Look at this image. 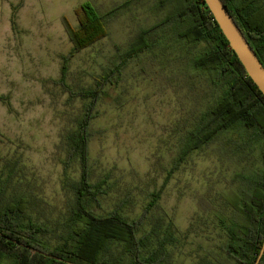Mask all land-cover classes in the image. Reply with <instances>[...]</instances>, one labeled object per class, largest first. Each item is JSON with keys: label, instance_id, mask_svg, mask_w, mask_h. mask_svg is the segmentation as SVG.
Masks as SVG:
<instances>
[{"label": "rangeland", "instance_id": "374dc122", "mask_svg": "<svg viewBox=\"0 0 264 264\" xmlns=\"http://www.w3.org/2000/svg\"><path fill=\"white\" fill-rule=\"evenodd\" d=\"M88 1L101 12L121 7L108 24L109 34L70 58L68 82L75 87L92 85L117 47L127 48L142 28L166 16L167 9L157 8L160 0H0V95L12 104L10 109L0 100V168L9 159L24 165L41 220L58 219L66 208L62 136L82 102L68 101L56 81L73 45L64 18L77 26V10ZM161 41L129 64L112 93L120 101L98 104L89 143L92 177L108 176L112 186L98 211L118 210L130 219L143 214L148 192L162 188L158 211L173 219L180 237L172 263L200 264L223 239L217 215H229L230 209L220 193L238 190V174L262 167L261 150L241 158L215 141L194 151L166 179L209 90L202 74L186 70L195 48L174 44L166 34ZM79 173L78 163L67 168L75 179Z\"/></svg>", "mask_w": 264, "mask_h": 264}, {"label": "trees", "instance_id": "16d2710c", "mask_svg": "<svg viewBox=\"0 0 264 264\" xmlns=\"http://www.w3.org/2000/svg\"><path fill=\"white\" fill-rule=\"evenodd\" d=\"M223 1L264 64V0ZM120 7L101 12L88 1L77 10V26L64 18L73 45L70 54L63 57L56 83L68 94V101L82 102L74 123L62 136L68 191L65 212L53 221L48 217L41 220L36 215L38 198L33 186L22 175L24 165L20 160H5L0 168V264H173L180 237L173 219L158 211L162 188L147 193L149 202L137 219L118 210L99 212L112 186L108 176L93 179L89 156L91 122L99 115L98 104L106 99L120 101L122 96L112 93L123 81L129 64L162 46L163 34L174 44L195 48L186 70L202 74L205 91L209 90L202 109L181 138L178 157L166 179L194 151L215 141L241 158L260 148L262 167L251 174H238V190L220 193L230 209L229 215H217L223 239L218 250L200 263L255 264L264 244V94L204 0H160L158 10L167 9L162 20L142 28L127 48L117 47L92 85L72 86L68 82L70 58L109 34L108 24ZM11 22L15 28L14 15ZM0 100L11 109L8 96L0 95ZM73 163L80 167L77 179L67 174ZM148 221L150 229L145 228ZM259 264H264V254Z\"/></svg>", "mask_w": 264, "mask_h": 264}, {"label": "water", "instance_id": "95a60500", "mask_svg": "<svg viewBox=\"0 0 264 264\" xmlns=\"http://www.w3.org/2000/svg\"><path fill=\"white\" fill-rule=\"evenodd\" d=\"M246 72L264 94V64L249 43L223 0H204ZM264 254V244L255 264Z\"/></svg>", "mask_w": 264, "mask_h": 264}]
</instances>
